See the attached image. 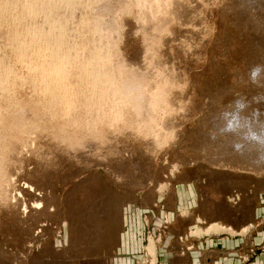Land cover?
Instances as JSON below:
<instances>
[{
	"label": "rangeland",
	"instance_id": "1",
	"mask_svg": "<svg viewBox=\"0 0 264 264\" xmlns=\"http://www.w3.org/2000/svg\"><path fill=\"white\" fill-rule=\"evenodd\" d=\"M40 2L46 5L43 15L45 10L55 8L57 12L66 6L55 0ZM150 3H154L149 4L153 7L152 15L149 13L153 22L147 25H152L150 29L145 27L136 0H128L121 12L116 11L114 24L111 22L108 29V33H114V40L108 44V50L113 49L114 53L106 50L113 57H108V61L116 64L119 59L130 58L131 62L126 63H134V69L143 72L140 77L149 73L150 79L146 75L138 83L143 90L134 92L135 99L129 103L113 96L106 99L108 102L101 100L103 105L95 98L97 89L83 90L88 99L82 97V92L76 91L80 88L74 86L78 85L76 78L80 81L79 67L90 61L83 58L81 65L75 63L79 67L73 63L68 67L60 65L62 75L70 77L67 79L74 76L75 80L66 82L74 84L70 86L75 90H71L80 100L70 90L75 96L70 110L57 102L53 107L57 114L52 120L46 119L45 91L33 84L31 73L26 70L29 62L51 68L47 61H52V57L46 44L33 42L35 45L30 48L26 40V54L19 62L12 50L18 45H0V49H5L0 50V62L10 73L9 77L2 75L8 78V95L0 96L4 99L0 100V264H176L178 257L185 264L189 258L209 264V255L219 254L207 250L193 256L188 253L193 251L192 242L207 238L230 245L225 264H264V165L248 166L251 160H238V156L224 153V143L239 142L241 136L235 135L237 131L233 134L213 128L220 125L214 120L224 114L237 120L241 117V123L258 131L264 126V73L256 83L249 73L254 65H264V0ZM85 5L91 4L79 5L89 13L85 17L93 18L89 11L93 6L85 9ZM43 15L28 23L36 26L34 22H42ZM87 18L85 23H75L77 31L72 38L80 37L79 49L99 37L87 33ZM42 24L37 25L45 30ZM106 35L94 44H104ZM111 63V68L107 67L111 74L112 69L121 74L128 71ZM49 68L47 73L53 76L50 83L57 86L62 78L58 80ZM98 93L96 96H100ZM138 98L145 99L154 112L141 114L143 122L138 118ZM237 100L244 107H238ZM21 111L27 113L30 122ZM147 118L153 122L147 123ZM162 242L169 248L160 250ZM150 246L153 252L149 251Z\"/></svg>",
	"mask_w": 264,
	"mask_h": 264
},
{
	"label": "bare ground",
	"instance_id": "2",
	"mask_svg": "<svg viewBox=\"0 0 264 264\" xmlns=\"http://www.w3.org/2000/svg\"><path fill=\"white\" fill-rule=\"evenodd\" d=\"M50 1V0H49ZM52 1V0H51ZM56 2H60L61 4H63V6L64 5H66L65 6V8H62L61 10H59L58 8V10L60 11H54V10H56L55 8H54V10H51V11H47V10H45L44 12V15H43V12H41V14L43 15V19L45 20V22L46 23H44V24H42L43 23V21H42V19H41V21L42 22H37V20H36V22H34L35 23V25L36 26H34V24H29L31 21H32V19H31V21L28 23V25H29V27L31 28V31H32V35L31 36H29V38L27 39V41H26V43H29L28 45H29V47L30 46H32V45H35L33 42H39L40 43V45H41V43L43 42L44 44H46V46H47V48L46 49H48V52H50V53H48V54H50V57H52L51 59H52V61H47L48 63L49 62H51L50 64V67L51 68H49L48 66L49 65H47V66H44V67H46V70H45V73H44V67L41 65V64H36V65H38V67L35 65H33V64H31L30 62V64L31 65H29V63H27V61H28V58H25V59H27L26 60V63H27V66H29L28 68L29 69H27L26 68V70H28L29 71V73H31L30 75H31V80H33V81H35V83H33L34 85H36V83H37V85H39V88H41V89H43L41 92H44L43 93V95L45 96L44 98H45V100L48 102V103H45V105H46V109H44L45 111H44V113H43V115H44V117L47 119V118H50L49 120H52L53 119V117H54V115L55 114H57V113H55V108H53V107H55V103H60V107L61 108H63V107H66L67 108V110L69 109L70 110V107H71V102H73L72 100H74V98H75V91H74V93H73V91L72 90H75V88L73 89L71 86L72 85H74V84H70V83H68V82H66V81H72V80H75V79H73V75L71 76L72 77V80H69V79H67V78H70V77H68V74H67V77H66V74L65 75H62L63 74V72H62V67L61 66H66L67 65V67H68V65H69V63H73V64H79V61L81 62V60L84 58V59H86V58H90V61H93V63H92V65L89 67L88 66V64L87 65H81V63L79 64V65H81L80 67L78 66V65H76L77 67H79V71H78V75H79V78H80V81L78 80V78H76V83L78 84H76L75 83V85H77V86H74V87H79L80 89H78L77 88V90L76 91H81L82 92V97H84V98H86L88 95L86 94L85 96H84V94H83V90H92V91H89V92H93L94 90L96 91V89L98 90V91H100V93H98V91H97V93H98V95H100V96H96V94H95V98H99L98 100L99 101H101V100H104V102L105 101H107L106 99L109 97L110 99H112L113 98V96H114V98L115 99H121V102H125V103H129L130 101H131V99L132 98H134V97H132V96H134L135 95V93L134 92H136L137 90H139V92H141V90H140V88L143 90V88H142V86L141 87H139V85L140 84H137V86H136V88L135 89H132V90H130L129 88H128V86L126 85V83H125V79H126V74H128V73H138V75H140L141 73H143V72H141V73H139L140 71H138V70H136V69H134V68H129L128 66H131L132 64L134 65V63H132V64H128L129 62H131V61H129V59H128V61H126L125 60V58H123L121 61H120V59L116 62V64H113V63H111V62H109L108 61V59L110 58V59H112L111 57H109V56H111V55H109L108 53H106V50L109 52H111L113 49H111L110 47V49L111 50H108V44L110 43V42H112L113 40H114V38H113V34H110V33H108V29L111 27V25L112 24H114V21L115 20H113L112 19V17L113 18H115L114 17V15H117L116 13L117 12H121L123 9V7L125 6V4L128 2V0H55ZM127 1V2H126ZM137 1V4H136V6H138V8H140L139 10H141L142 11V13H143V20L144 21H146V25H145V27L148 25V24H151L150 23V21L152 20V11H153V5H154V3H153V5L150 3L151 1H153V0H151L150 2H148L149 0H136ZM176 1V0H175ZM245 1V0H244ZM41 2H43V1H41ZM54 2V1H53ZM129 2H130V0H129ZM155 2V1H154ZM242 2V1H241ZM44 3V2H43ZM52 3V2H51ZM55 3V2H54ZM81 3H83V6H84V3H89V4H91V6H93V9H90L89 11H90V16L91 17H93V18H91V19H89V18H87V17H85V16H87V15H85V14H89V13H85V12H87L86 10H83L82 8H84L83 6H82V8H80V4ZM156 3V2H155ZM49 4V3H48ZM57 4V3H56ZM149 4H151L152 6V8L150 7V5ZM171 4H173V3H171ZM52 5V4H51ZM124 5V6H123ZM182 5V4H181ZM46 6V5H45ZM48 6V5H47ZM90 5H88L87 7H86V5H85V9H87L88 7H89ZM90 6V7H91ZM127 6V5H126ZM135 6V7H136ZM122 7V8H121ZM155 7V6H154ZM92 8V7H91ZM151 8V9H150ZM185 8V7H184ZM240 8H242V7H240ZM245 8V7H244ZM44 9H46V7H44ZM44 9H42L41 11H43ZM47 9H50V8H47ZM52 9V8H51ZM118 9H121V10H119L118 11ZM178 9V8H177ZM181 10V9H180ZM186 10V9H185ZM189 10V9H188ZM85 11V12H84ZM91 11H93V14L91 13ZM117 11V12H116ZM151 11V12H150ZM192 11V10H191ZM193 11H195V10H193ZM182 12V11H181ZM185 12V11H184ZM149 13H151V15L149 14ZM41 14H39V15H41ZM92 14V15H91ZM183 14V13H182ZM39 15H37L38 17H40L41 18V16H39ZM113 15V16H112ZM244 15V14H243ZM242 15V16H243ZM89 16V15H88ZM189 16V15H188ZM238 16H240V15H238ZM242 16H241V18H242ZM37 17V18H38ZM165 17V16H164ZM175 17V16H174ZM184 17H185V15H184ZM237 17V16H236ZM40 18H38V19H40ZM85 18H87V20L89 19V21H87V22H89V27H90V31H87V33L88 34H93V35H95L96 37L99 35V37L98 38H100L101 36H103L104 34L106 35V33L105 32H107V34H110V35H112V37L110 36V35H106V38L105 37H103V39L102 40H104V39H106V41L104 42V44L103 43H97V44H94V41H96V39H98V38H96L95 36H93V37H95L96 39H94V41H93V39L91 38L92 37V35H89V36H91V37H87L88 39L90 38V39H92L90 42H92L93 41V43H91V45H89L88 44V42H89V40H87L88 42H87V44L88 45H82L83 47H81L82 49H83V56H82V58L80 59V60H72L71 58H65V53L68 51V49L69 48H71V47H74V46H76L77 48H78V50H80L79 49V46H81L80 44H79V42H80V37L79 36H76V39L74 38H72V37H74L73 36V33L75 32V31H77L76 29H75V27L77 26L75 23H77L78 24V21H83L84 22V20H85ZM154 18V17H153ZM240 18V17H239ZM238 18V19H239ZM240 18V19H241ZM36 19V18H35ZM118 19V18H117ZM141 19V20H142ZM155 19V18H154ZM237 19V18H236ZM244 19V18H243ZM140 20V19H139ZM181 20V19H180ZM242 20V19H241ZM186 21V20H185ZM189 21V20H188ZM111 22H112V24H111ZM151 22H153V21H151ZM32 23H33V21H32ZM38 23H41L42 25H44L46 28H45V30H44V28H42V27H39L37 24ZM85 23V22H84ZM194 23V22H193ZM142 24V23H141ZM184 24V23H183ZM76 25V26H75ZM81 25V24H80ZM87 25V26H88ZM185 25V24H184ZM196 25V24H195ZM48 26H52V28L50 29L49 28V30H48ZM84 26H85V24H84ZM86 26V27H87ZM150 26V25H149ZM80 27V26H79ZM85 27V28H86ZM144 27V28H145ZM151 27H152V25H151ZM151 27H148L147 26V28H151ZM77 28V27H76ZM81 28V27H80ZM154 28V27H153ZM89 29V28H88ZM146 29V28H145ZM144 29V30H145ZM198 29V28H197ZM80 30V29H79ZM78 30V31H79ZM143 30V31H144ZM147 30V29H146ZM152 30V29H151ZM155 30V29H154ZM85 31V32H86ZM139 31H140V28H139ZM148 32H149V30H147ZM101 32H102V35H101ZM104 32V33H103ZM116 32V31H115ZM76 33H78V32H76ZM75 33V35H78V34H80V31H79V33L78 34H76ZM83 33V32H82ZM150 33V32H149ZM86 34V33H85ZM98 34V35H97ZM116 34V33H115ZM151 34V33H150ZM81 35V34H80ZM87 35V34H86ZM85 35V36H86ZM101 35V36H100ZM84 36V35H83ZM110 38V39H108V37ZM115 36V35H114ZM117 36V35H116ZM77 37H79V38H77ZM102 38V37H101ZM181 38V37H180ZM10 39H11V37L9 36V33L6 31V30H3V29H0V45H5L4 47H7L8 46V44H9V41H10ZM77 39H79V40H77ZM113 39V40H112ZM116 39V38H115ZM149 39H151L150 37H149ZM182 39H183V37H182ZM100 40V39H99ZM109 40H111V41H109ZM101 41V40H100ZM8 42V44L6 45V43ZM117 42V41H116ZM39 43H36V45H38ZM86 43V42H85ZM96 43V42H95ZM44 44H42V45H44ZM99 45V47L100 48H102V51H100L99 52V59L98 60H94V55L96 54V50H97V46ZM113 45V44H112ZM112 45H111V47H112ZM116 45V44H115ZM39 46V45H38ZM45 45H44V47L43 48H45L46 47ZM105 46H107V49L105 48ZM15 47V46H14ZM26 47L27 46H25V49H21V48H19V46H17L16 48H14V49H12L14 52H15V54H14V52H11L10 51V53H13L14 55H16V57L17 58H20V59H18V61L17 62H19V60H21L23 57H24V54H26V52H25V50H26ZM34 47V46H33ZM114 47H116V46H114ZM147 47V46H146ZM7 48H9V47H7ZM12 48V47H11ZM31 48V47H30ZM35 49V48H34ZM39 49V48H38ZM0 50H2V48L0 49ZM3 50H5V49H3ZM2 50V51H3ZM11 50V49H10ZM27 50H29L28 48H27ZM40 50V49H39ZM117 50V49H116ZM41 52H43L42 50H40ZM114 51V50H113ZM112 51V52H113ZM119 51V50H118ZM117 51V52H118ZM25 52V53H24ZM29 53V52H28ZM31 53V52H30ZM38 53H40L39 51H37V54ZM114 53V52H113ZM2 53H1V51H0V55H1ZM5 54V53H4ZM12 54V55H13ZM45 54L47 55V52H45ZM109 56H108V55ZM118 53H116V55H117ZM145 54V53H144ZM32 55V54H31ZM40 55H41V53H40ZM74 55V54H73ZM113 55V54H112ZM115 55V54H114ZM114 56L115 58L117 57V56ZM42 56V55H41ZM134 56V55H133ZM139 56V55H138ZM7 57H9V56H7ZM15 57V58H16ZM25 57H28L27 55H25ZM30 57V56H29ZM109 57V58H108ZM124 57V56H123ZM135 57V56H134ZM137 57V56H136ZM0 58H1V56H0ZM5 58V57H4ZM32 58V57H31ZM37 58V57H36ZM43 58V57H42ZM48 58V57H47ZM115 58L113 59V60H115ZM120 58V57H119ZM142 58V57H141ZM9 59V58H8ZM48 59H50V58H48ZM4 60V59H3ZM7 60V59H6ZM16 60V59H15ZM44 60V59H43ZM137 60V59H136ZM0 61H1V59H0ZM25 61V60H24ZM105 61V62H104ZM167 61V60H166ZM1 62H3V61H1ZM1 62H0V96H2L3 97V94L4 93H6L7 92V86L5 85V83L7 84V80H8V78L6 79V78H3L2 77V75L4 76H6V77H9V74L10 73H8V71L4 68V64L2 63L1 64ZM5 62V61H4ZM7 62V61H6ZM22 63H23V61H21ZM20 62V63H21ZM41 62V61H40ZM39 62V63H40ZM103 62V63H102ZM107 62H109V63H107ZM126 62H128V63H126ZM152 62V61H151ZM20 63H19V65H20ZM25 63V64H26ZM45 63V62H44ZM104 63H106L107 64V66H106V64H104ZM110 63H111V65H114V67H116V66H120V68H127V70L128 71H126L125 72V70L122 72V70H121V72H122V74L120 73V70H118V73H116V72H112L113 74H111V72L109 73V69L111 68L109 65H110ZM140 63V62H139ZM162 63V62H161ZM160 63V64H161ZM43 64V63H42ZM70 64V65H71ZM109 64V65H108ZM125 64H128V66L127 65H125ZM163 65H164V63H162ZM161 64V65H162ZM167 64V63H166ZM61 65V66H60ZM74 65V66H75ZM116 65V66H115ZM132 65V66H133ZM137 65V64H136ZM3 66V67H2ZM9 66V65H8ZM7 66V67H8ZM27 66H23V67H27ZM40 66L41 67H43L42 69H40ZM109 66V67H108ZM155 66V65H154ZM159 66V65H158ZM6 67V68H7ZM11 67V66H10ZM49 68V70L51 69V71H52V75H55V76H57L56 78L59 80V78H62L61 79V81H58V82H60L57 86H52L53 84H51L50 83V81L52 82V78H53V76H51V72L49 73L50 75H48V73L47 72H49L48 71V68ZM61 68V70L59 69V68ZM69 67H72V66H69ZM109 69H108V68ZM140 68H141V66H139ZM165 67V66H164ZM16 68V67H15ZM129 68V69H128ZM159 68H161L160 66H159ZM163 68V67H162ZM166 68V67H165ZM61 71H59V70ZM70 69V68H69ZM76 69V68H75ZM78 69V68H77ZM132 69H134V72L132 71ZM155 69V68H154ZM153 69V70H154ZM158 69V68H157ZM167 69V68H166ZM73 70H74V68H73ZM115 70V69H114ZM113 69L112 70H110V71H114ZM131 70V71H130ZM140 70V69H139ZM149 70V69H148ZM165 70V69H164ZM163 70V71H164ZM10 71V70H9ZM43 73H42V72ZM53 71L55 72V74L53 73ZM151 72H152V70H150ZM149 71V72H150ZM161 72V69L160 70H158V72ZM13 72V71H12ZM12 72H11V74H12ZM64 72H65V70H64ZM70 72V71H69ZM146 72V71H145ZM148 72V71H147ZM157 72V73H158ZM26 73V72H25ZM67 73H68V70H67ZM155 73H156V71H155ZM155 73H153V74H155ZM170 73H171V71H170ZM173 73V72H172ZM22 74V73H21ZM45 74H47V75H45ZM70 74V73H69ZM74 74H75V72H74ZM111 74V75H110ZM152 74V73H151ZM152 74V75H153ZM160 74V73H159ZM13 75H15V78H16V74H13ZM13 75H11V77L13 76ZM19 75V74H18ZM60 75H62L61 77H59ZM143 75V74H142ZM147 74H145L144 76H142V77H140L139 76V80H138V83L139 82H141L142 80H141V78L143 79V77H145ZM148 75H149V73H148ZM147 75V76H148ZM152 75H150V76H152ZM155 75H157V74H155ZM160 75H162V74H160ZM169 75V74H168ZM171 75V74H170ZM4 76V77H5ZM28 76V75H27ZM146 76V77H147ZM174 76V75H173ZM177 76V75H176ZM153 77V76H152ZM156 77V76H155ZM154 77V78H155ZM160 77V76H159ZM27 78V77H26ZM56 78H54L55 80H57ZM147 78H149L150 79V77L148 76ZM164 78V77H163ZM10 79V78H9ZM25 79V78H24ZM30 79V78H29ZM67 79V80H66ZM180 79V78H179ZM19 80H20V78H19ZM141 80V81H140ZM147 80V79H146ZM145 80V81H146ZM153 80V79H152ZM151 80V81H152ZM169 80L170 81H172L173 79H170L169 78ZM12 81V80H11ZM16 81V80H15ZM22 81V80H21ZM26 81V80H25ZM37 81V82H36ZM159 81V80H158ZM163 81H164V79H163ZM173 81H175V80H173ZM176 81H178L177 79H176ZM13 82V81H12ZM16 82H19V81H16ZM23 82V81H22ZM66 82V83H65ZM160 82V81H159ZM21 83V82H20ZM31 83V84H32ZM57 83V82H56ZM67 83H68V85H67ZM73 83V82H72ZM142 83V82H141ZM149 83H150V80H149ZM9 84V83H8ZM11 84V83H10ZM14 84V83H13ZM30 85V84H29ZM68 87H67V86ZM71 85V86H70ZM118 85H119V87H118ZM11 86V85H10ZM31 86V85H30ZM66 86V87H65ZM155 86V85H154ZM173 86V85H172ZM9 88V87H8ZM34 88H36V86L34 87ZM39 88H38V90H39ZM71 88H72V90H71ZM98 88H101V89H98ZM116 88H120V89H116ZM159 88V87H158ZM11 89V88H10ZM23 90V89H22ZM72 91V94H74L73 96H72V94H71V91ZM161 90V89H160ZM35 91H37V90H35ZM70 91V92H69ZM148 91V90H147ZM40 92V93H41ZM84 92H88V91H84ZM88 92V93H89ZM138 92V93H139ZM8 93V92H7ZM6 93V94H7ZM77 93V92H76ZM134 93V94H133ZM6 94H4V95H6ZM12 94V93H11ZM78 95H81V94H79V93H77ZM94 94H93V96H94ZM133 94V95H132ZM143 94V93H142ZM161 94V93H160ZM8 95V94H7ZM7 95H6V97H7ZM92 95V94H91ZM90 95V96H91ZM35 96H36V94H35ZM116 96H117V98H116ZM136 96H138L139 97V94L137 95V93H136ZM141 96V95H140ZM147 96V95H146ZM12 97H13V94H12ZM41 97V96H40ZM74 97V98H73ZM77 98H79L78 96H76ZM82 97H81V99H82ZM106 97V98H105ZM5 98V97H4ZM9 98V97H8ZM73 98V99H72ZM89 98H93V97H89ZM105 98V99H104ZM142 98V97H141ZM145 98V97H144ZM3 99V98H2ZM1 98H0V100H2ZM10 99V98H9ZM86 99H88V98H86ZM85 99V100H86ZM119 99V100H120ZM135 99V98H134ZM139 99V98H138ZM149 99V98H148ZM4 100V99H3ZM16 100V99H15ZM42 100V99H41ZM78 100V99H77ZM77 100H75V101H77ZM79 100H80V98H79ZM78 100V101H79ZM82 100H84V99H82ZM85 100L83 101V102H85ZM114 100V99H113ZM122 100H124V101H122ZM139 100H141V99H139ZM138 100V101H139ZM13 101V100H12ZM43 101V100H42ZM90 102H93V101H91V99L89 100ZM115 101V100H114ZM137 101V106H138V110L141 112L140 114H138L139 116L141 115V116H143V115H145L146 116V114L147 113H151V111H152V109H151V111H150V105H149V103L147 102V101H145V99H143V101L141 100V101H139L138 102ZM149 101V100H148ZM4 102V101H3ZM17 102V101H16ZM38 102V101H37ZM81 102V101H80ZM82 102V103H83ZM89 102V103H90ZM108 102V101H107ZM106 102V103H107ZM115 102H118V101H115ZM152 102V101H151ZM151 102H150V104H151ZM10 103V102H9ZM38 103H40V102H38ZM98 103H100V102H98ZM101 103L103 104V101H101ZM111 103V102H110ZM114 103V102H113ZM152 103H154V102H152ZM24 104V103H23ZM48 104V105H47ZM73 104V103H72ZM84 104H88L87 103V100H86V103H84ZM105 104V103H104ZM103 104V105H104ZM112 104V103H111ZM119 104V103H118ZM131 104V103H130ZM129 104V105H130ZM28 105V104H27ZM59 105V104H58ZM101 105V104H100ZM108 105V104H107ZM110 105V104H109ZM129 105H127V106H129ZM155 105V104H154ZM63 106V107H62ZM81 106V105H80ZM88 105H86V107H87ZM96 106H98L97 104H96ZM118 106H120V105H117V107ZM236 105H234V107H235ZM10 107V106H9ZM31 107V106H30ZM36 107V106H35ZM48 107V108H47ZM59 107V108H60ZM69 107V108H68ZM89 107V106H88ZM95 107V106H94ZM94 107H92V108H94ZM112 107V106H111ZM113 107H114V105H113ZM152 107V106H151ZM237 107V106H236ZM12 108V107H11ZM41 108V107H40ZM44 108V107H43ZM83 108V107H82ZM90 108V107H89ZM119 108V107H118ZM122 108V107H121ZM120 108V109H121ZM228 108V107H227ZM8 109V108H7ZM16 109V108H15ZM33 109H35V108H33ZM72 109V108H71ZM80 109V108H79ZM135 109V108H134ZM235 109V111H237L238 109H236V108H234ZM1 110V109H0ZM9 110V109H8ZM14 110V109H13ZM17 110V109H16ZM29 110V109H28ZM31 110V109H30ZM66 110V109H65ZM86 110V109H85ZM118 110V109H117ZM155 110V109H154ZM15 111V110H14ZM19 111V110H18ZM18 111H16L17 112V114H16V116L19 114V112ZM26 111V110H25ZM20 112V113H22V114H24V113H26V112ZM58 111H60V110H58ZM63 111V110H62ZM90 111L92 112V110L90 109ZM226 111V110H225ZM228 111H230V110H228ZM235 111H233L234 112V114L235 113H237V112H235ZM11 112V111H10ZM9 112V113H10ZM15 112V113H16ZM64 112V111H63ZM66 112V111H65ZM68 112V111H67ZM93 112H96L95 110H93ZM108 112V111H107ZM106 112V113H107ZM112 112V111H111ZM110 112V113H111ZM153 112V111H152ZM223 112V111H222ZM8 113V112H7ZM15 113L13 114L12 113V115H14L15 116ZM75 113V112H74ZM84 113V112H83ZM97 113H98V111H97ZM114 113V112H113ZM112 113V114H113ZM127 113V112H126ZM154 113V112H153ZM160 113V112H159ZM226 113V112H225ZM71 114V113H70ZM90 114V113H89ZM229 114V113H228ZM233 114V113H232ZM6 115V114H5ZM26 116H27V113L25 114ZM29 115V114H28ZM103 115V114H102ZM218 115V114H217ZM15 116V117H16ZM25 116V117H26ZM41 116V115H40ZM60 116V115H59ZM76 116V115H75ZM104 116V115H103ZM119 116V115H118ZM140 116V117H141ZM144 116V117H145ZM214 116V115H213ZM225 116V117H224ZM224 116L223 117H221L220 119H219V117H218V119H215L214 120V122H216V123H220V125L218 126V127H213V128H218L217 129V131L219 130H223V131H225V132H227V131H230L231 133H235V131H237L236 133L237 134H235L237 137L239 136L238 135V133L240 134V138H241V141L239 140V142H238V140H237V142L235 141V142H232V143H230L229 141V143L228 142H225L224 143V145L225 146H222L223 148H222V151L224 152V153H228V155H236V156H238V160H239V158H242L243 159V161H245L246 160V158L248 159V160H251V161H248V166H260V165H264V126H262L261 128H262V130L261 131H258L257 129H255V127H252L251 125L250 126H248L247 124H245V123H241V121H239V119L241 118V117H239V116H237V118H238V120L236 119V117L234 116V117H232V115H231V117L230 118H228V116H226L225 114H224ZM254 116H257V115H254ZM9 117H10V114H9ZM20 117V116H19ZM21 117H24V116H21ZM29 116H27V118H28ZM32 117V116H31ZM36 117V116H35ZM43 117V116H42ZM55 117H57V116H55ZM64 117V116H63ZM66 117V116H65ZM68 117V116H67ZM71 117V116H70ZM69 117V118H70ZM84 117V116H83ZM140 117H138L139 119H141L142 120V117L140 118ZM143 117V118H144ZM27 118H26V120H27ZM40 118V117H39ZM149 118V117H148ZM146 119L147 121V123L149 122V120L150 119ZM215 118V117H214ZM3 119V118H2ZM21 119H23V118H21ZM67 119V118H66ZM108 119V118H107ZM116 119V118H115ZM145 119V118H144ZM244 119H245V117H244ZM248 119V118H247ZM14 120V119H13ZM18 120V119H17ZM30 119L28 118V122H30L29 121ZM64 120V119H63ZM79 120V119H78ZM169 120V119H168ZM217 120H219V121H217ZM69 121V120H68ZM84 121V120H83ZM136 121V120H135ZM138 121V120H137ZM140 121V120H139ZM138 121V122H139ZM152 121V120H151ZM150 121V122H151ZM13 122V121H12ZM23 122V121H22ZM21 122V123H22ZM36 122V121H35ZM46 122V121H45ZM97 122V121H96ZM101 122V121H100ZM142 122H143V120H142ZM149 122V123H150ZM153 122V121H152ZM169 122V121H168ZM208 122V121H207ZM213 123V120H211L210 121V123ZM244 122V121H243ZM17 123V122H16ZM64 123V122H63ZM112 123V122H111ZM0 124H1V120H0ZM18 124V123H17ZM23 124H26V122L24 123L23 122ZM65 124V123H64ZM140 124H141V121H140ZM144 124V123H143ZM16 125V124H15ZM21 125V124H20ZM28 125H29V123H28ZM28 125H26V126H28ZM87 125H89L88 123H87ZM94 125H96V123L94 124ZM150 125H152V124H150ZM167 125V124H166ZM14 126V125H13ZM35 126V125H34ZM67 126V125H66ZM140 126V125H139ZM145 126V125H144ZM153 126V125H152ZM168 126V125H167ZM88 127V126H87ZM200 127V126H199ZM258 127V126H257ZM20 128V127H19ZM18 128V129H19ZM23 128V127H22ZM61 128V127H60ZM154 128V127H153ZM168 128V127H167ZM205 128V127H204ZM212 128V129H213ZM4 130V129H3ZM15 130H17V128L15 127ZM65 130V129H64ZM153 130V129H152ZM203 131V130H202ZM28 132V131H27ZM213 132L216 134V132H215V130H213ZM213 132H211V135H212V133ZM229 132V133H230ZM64 133V132H63ZM151 133V132H150ZM201 133V132H200ZM204 133V132H203ZM213 133V134H214ZM218 133V132H217ZM214 134V135H215ZM224 134H226V133H224ZM232 134V135H233ZM222 135V134H221ZM68 136V135H67ZM204 135H201V137H203ZM205 136H208V135H205ZM216 136V135H215ZM223 136V135H222ZM209 137V136H208ZM210 137H214V136H210ZM235 137V136H234ZM238 137V138H239ZM10 138H12V137H10ZM215 138V137H214ZM213 138V139H214ZM220 138H221V136H220ZM203 139V138H202ZM206 139V138H205ZM204 139V140H205ZM210 139V138H209ZM228 139V138H227ZM201 140V139H200ZM199 140V141H200ZM218 140V139H217ZM226 140V139H225ZM1 141V140H0ZM203 141V140H202ZM202 141H200L201 143H202ZM233 141V140H232ZM222 142V141H221ZM193 143V142H192ZM196 143V142H195ZM197 144V143H196ZM205 143L203 142V145H204ZM211 144V143H210ZM198 145H200V144H198ZM202 145V144H201ZM212 145V144H211ZM201 147V146H200ZM210 148V147H209ZM208 148V149H209ZM202 149V148H201ZM205 149V148H204ZM212 151V150H211ZM204 152V151H203ZM212 152H214V150L212 151ZM211 154V153H210ZM218 154H220V153H218ZM224 157L226 156L225 154L223 155ZM214 157V156H213ZM219 157V156H218ZM213 159V158H212ZM220 159H222V157L220 158ZM241 159V160H242ZM216 161H218L217 159H216ZM215 161V162H216ZM228 161V160H227ZM230 161V160H229ZM242 163V162H241ZM241 163H239V164H241ZM234 166V165H233ZM247 166V165H246ZM240 168V167H239ZM260 169V168H259ZM219 230L218 228H215V227H213V230ZM149 251H151V252H153L154 250H153V247H149Z\"/></svg>",
	"mask_w": 264,
	"mask_h": 264
},
{
	"label": "clouds",
	"instance_id": "3",
	"mask_svg": "<svg viewBox=\"0 0 264 264\" xmlns=\"http://www.w3.org/2000/svg\"><path fill=\"white\" fill-rule=\"evenodd\" d=\"M44 7L45 5L40 0H0V29L6 30L11 37L9 47L18 45L22 49L25 46V41L32 35L28 21L39 15ZM100 51H102V48L98 45L94 60L99 59L98 54ZM82 56L83 49L78 50L76 46L69 48L65 53V58H71L72 60H80ZM92 63L93 61H89L88 66L90 67ZM129 67L136 68L135 66ZM114 72L118 73V69H115ZM249 73L251 81L256 83L257 78L264 73V65H254ZM138 80V73L126 74L125 83L130 90L136 88ZM236 104L238 107H244L240 100H237Z\"/></svg>",
	"mask_w": 264,
	"mask_h": 264
},
{
	"label": "crops",
	"instance_id": "4",
	"mask_svg": "<svg viewBox=\"0 0 264 264\" xmlns=\"http://www.w3.org/2000/svg\"><path fill=\"white\" fill-rule=\"evenodd\" d=\"M160 246H161V247H159L160 250L161 249L163 250L164 248H166V249L169 248L166 246V242H162V245H160ZM192 247H193L192 248L193 251H191V253H190V251L188 252L189 256H193V254H199V253H202L203 251L207 250V252H210L213 254H219L218 256L209 255V257L212 259L209 264H225V263H227V259L225 256L229 255V254H227V252L230 249V245H229V247H226V242L224 240L222 241V240L207 238V240H204V241L199 240L196 242H192ZM224 251H226V253H224ZM189 259L190 260H188V264H200V259H199V261L196 258H193V260H191L192 258H189ZM177 260H178V262L176 264H185L186 263V261H184V259H182L181 257H178ZM173 261H172V263H173ZM236 264H239V263L236 262ZM259 264H261V263H259Z\"/></svg>",
	"mask_w": 264,
	"mask_h": 264
}]
</instances>
